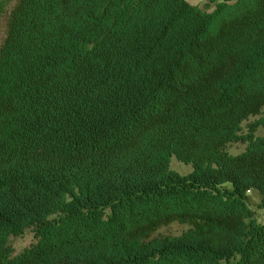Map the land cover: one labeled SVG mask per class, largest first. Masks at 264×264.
<instances>
[{
	"label": "trees",
	"instance_id": "obj_1",
	"mask_svg": "<svg viewBox=\"0 0 264 264\" xmlns=\"http://www.w3.org/2000/svg\"><path fill=\"white\" fill-rule=\"evenodd\" d=\"M4 15L0 264H264L248 195L264 210V0H0ZM174 222L191 227L153 237Z\"/></svg>",
	"mask_w": 264,
	"mask_h": 264
},
{
	"label": "rangeland",
	"instance_id": "obj_2",
	"mask_svg": "<svg viewBox=\"0 0 264 264\" xmlns=\"http://www.w3.org/2000/svg\"><path fill=\"white\" fill-rule=\"evenodd\" d=\"M204 1V0H203ZM207 1V0H206ZM205 1V2H206ZM205 2L201 3L204 4ZM7 16L4 15L0 19V48L3 44V41L6 37L7 31ZM258 116L251 117L250 121L257 119ZM249 121V122H250ZM248 121L244 122V126H246ZM259 135H264V129L259 128L258 130ZM246 147L245 143L242 142H235L230 143L227 146V150L232 154H237L243 151ZM171 167L181 174H188L192 171V165L186 164L175 156L172 157L171 160ZM249 195V204L251 208L255 211V216L259 222H264V210L260 207L261 203V195L257 190H250L248 192ZM191 226L189 224H182L179 222H174L169 225H165L160 227L153 235L156 236H163V235H177L181 234L182 232L188 230ZM35 241L34 231L33 229H27L25 233L21 236H12L10 238V244L14 248L15 254L21 253L26 247L32 244Z\"/></svg>",
	"mask_w": 264,
	"mask_h": 264
},
{
	"label": "crops",
	"instance_id": "obj_3",
	"mask_svg": "<svg viewBox=\"0 0 264 264\" xmlns=\"http://www.w3.org/2000/svg\"><path fill=\"white\" fill-rule=\"evenodd\" d=\"M191 3L195 5H201V3L205 2L206 0H189Z\"/></svg>",
	"mask_w": 264,
	"mask_h": 264
}]
</instances>
